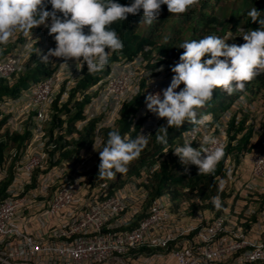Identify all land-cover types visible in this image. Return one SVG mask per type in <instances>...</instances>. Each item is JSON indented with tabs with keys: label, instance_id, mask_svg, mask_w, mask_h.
<instances>
[{
	"label": "built area",
	"instance_id": "built-area-1",
	"mask_svg": "<svg viewBox=\"0 0 264 264\" xmlns=\"http://www.w3.org/2000/svg\"><path fill=\"white\" fill-rule=\"evenodd\" d=\"M28 57L12 56L0 63V79L17 72ZM64 69L60 67L45 81L31 85L22 97L0 103V120H5L0 134L31 135L15 162L12 178L6 180L5 161L0 163V190L4 183L8 184L6 195L0 198V264H264V231L251 220L255 211L242 219L207 213L185 224L181 209L173 211L165 199H157L144 212L147 171L111 194L104 182L96 183L94 188L79 186L75 171L89 172L94 168L95 159L90 155L101 145L99 130L115 124L122 104L138 93V86L131 80L129 70L118 71L107 83H99L103 90L91 99L83 111V120L75 125L77 131H82L90 120L100 118L92 144L82 149L77 158L64 160L62 156L70 150L67 143L72 138L58 128L51 137L45 131V124L51 121L52 105L68 79L63 78ZM72 83V79L65 83L59 105L67 101ZM169 85L156 82L151 94ZM240 108H246L241 101L220 122L225 124ZM139 119L144 121L138 135L147 136L157 129L161 118L148 111L146 105L133 119V125ZM60 135L61 140L57 138ZM204 135L214 136L218 144L203 147L225 148V130L215 133V128L207 125L198 126L186 139L199 148ZM250 172L251 180L245 188L253 189L257 182L264 184V154L251 158ZM47 196V202L41 201ZM257 215L264 220V206ZM135 220L138 222L132 227ZM157 250L166 254L170 262L154 260L153 253L159 255Z\"/></svg>",
	"mask_w": 264,
	"mask_h": 264
},
{
	"label": "clouds",
	"instance_id": "clouds-1",
	"mask_svg": "<svg viewBox=\"0 0 264 264\" xmlns=\"http://www.w3.org/2000/svg\"><path fill=\"white\" fill-rule=\"evenodd\" d=\"M197 2L198 0H131L129 5H122L118 0H0V54L1 50L6 49L8 46H10L8 48L11 50L15 47L12 53L10 52L0 59V63L8 60L12 56H23L25 54L29 56L22 62L17 72L10 75L8 78L0 79V83L7 81L9 86L12 85L11 79L13 76L25 72L29 67L34 68L37 62H43L52 67L53 73L49 77L55 74L60 67H63L65 68L62 73L63 78L67 77L73 80L67 101L59 105L58 102L60 101L61 92L64 91L65 83L68 80L65 79L60 94L57 95L52 105L51 121L45 124V131L47 126H51V136L53 135V130L58 128L64 135L72 138L67 143L70 148L69 151L75 150L70 157L77 158L78 153L81 152L82 149H87L92 144L94 130L100 118L97 117L90 120L82 131H77L75 125L83 120V111L90 103L91 99L98 94L99 90H103V88L98 86L99 83L103 81L107 83L111 77L113 78L116 76L118 71L129 70L131 73V80H134L135 84L138 86V93L134 95L130 101L122 104L119 119L115 124L112 127H104L99 130L98 136L100 139V133L103 129H113L117 127V123L121 119L122 110L126 104L132 102L134 99H140L142 97L146 99L145 104H139L136 112L129 118V122L131 123L129 129L136 132V139L132 140L127 136L122 137L118 130L110 131L108 133L106 145L99 151L100 164L98 161L95 162L94 168L89 172L75 171L79 186L83 184L85 186L90 185L89 187L94 188L96 183H98V180H95L97 177L95 173L97 171H99L101 176L110 178L114 177L117 173L126 174L129 162L139 157L143 148L148 144L149 139H152V136L158 131L161 134L156 136L157 142L167 144L169 128H180L186 121L195 125L184 133L183 146H176L172 153H170L169 146H162L161 154H155L154 156L155 161L148 166L142 167L138 174L132 176L128 182L121 187L123 188L130 184L133 179L138 178L140 174L147 171L149 173L147 174L148 184L145 185V189L148 191V198L143 209L144 212H147L148 208L155 200L165 199L173 211L181 209L184 221L187 220L189 222L201 214L188 216L189 208L184 200L171 201L166 193L156 198L154 201L150 200V190L148 189L150 178L159 169L162 162L176 156L179 158V162L186 166V171L187 166L195 165L198 168V175L214 174L216 166L223 160L225 148H223L222 145L215 147L214 150L203 147V145L218 144V140L212 135H204L202 145L196 148L191 140L186 139L187 135L198 126L204 127L207 125L209 127H214L215 133L220 129H224L227 136V145V126L229 121L234 117L239 118L241 114L248 113L250 110V105L247 104L246 96L239 97L232 103L230 108L219 114L207 113L198 117V110L212 100L216 89H223L229 95L236 91L243 92L246 82L253 81L261 71H264V27L246 33L243 36L245 42L241 45L235 43L229 45L224 38L216 35H207L199 40H185L179 46L180 49L184 50L179 56V62L172 66L170 71L164 68H157L153 72L146 71L143 69L144 64L140 56H137V58L131 61L119 58L110 65L109 63L110 57L114 53L122 51L124 48L122 39L112 27L116 22L126 21L130 14L135 16L140 14L142 10L143 16L141 23L152 25L159 17L162 5L167 6L169 13L179 16L186 13L191 7L197 4ZM48 5H51V10H47ZM248 16L251 18L252 22H258L260 26H264V18H261V12L258 11L256 7H253L248 12ZM86 27L87 32L85 31ZM19 30H22L27 36L29 33L39 30L41 35L45 37V43L32 44L29 40L23 38L22 43L20 41L16 44H10V41L15 39L16 32ZM33 35L35 34L33 33ZM34 45L36 47L35 49ZM40 46H42V49ZM50 58H53V60L50 61ZM30 60H32L33 63L27 66ZM70 61H74V63H70ZM106 66H108V73L100 78L99 81L87 84L90 86L89 89L85 86L83 90H77V92L73 93L76 89V85L84 76L83 70L85 68H87L89 74H95L103 71ZM49 77L39 82H29H31V85H36ZM156 82H159L161 85L170 83V85L166 89H163L162 92L151 94V87ZM95 88H97V91H94ZM27 89H23L16 97L3 96L0 99V103L4 100H15L22 97ZM83 101H85V106L82 108L81 119L72 124V132L66 133L69 128L66 122V115L57 112L56 109H54V104L57 110L62 109L63 105H66L67 109L73 112L75 104ZM240 101L242 104L244 103L246 105V108H240L238 111H235L232 117L227 120L225 124H222L220 121L224 114L229 111L235 103ZM146 105L148 111L161 119L154 132L147 136L143 134L138 135L144 119H139L135 125H133V119L145 109ZM55 115H58V118L61 120V126L58 124L52 125L53 116ZM164 119H166V125L160 127ZM2 120L3 119H1V121ZM90 122H94L92 131L93 136L90 143L79 149H74V146L69 144L79 140V135L84 132ZM64 124L66 128H63ZM24 134L28 135L25 141L26 143L31 135L30 132H25ZM24 134H14L9 137L6 133L3 135L0 134V138L3 143H6L10 140L9 138L23 136ZM59 137L62 136L60 135ZM59 137L57 138L59 139ZM25 143L24 148L19 149L16 153L18 157L21 150L26 149ZM100 146L92 150V153H94L95 150H99ZM160 155L161 157L158 160ZM252 155L254 156L257 154ZM226 160L228 161L227 165H225ZM231 160V158L227 157L223 161V166L226 170V179L221 181L220 189L226 191L225 185L229 184L227 166L232 165L233 168L237 166L233 160V163H231ZM3 161H5L4 151L2 154V162ZM60 163L59 161L57 165ZM154 166H156V168L152 172H149ZM230 169L232 168H229V170ZM231 176H233L232 173ZM107 185L110 188V184ZM148 202L149 205L147 206ZM212 203L216 209L222 207L219 196L213 197ZM225 209L222 214L228 217L230 213H226ZM141 218H143V215L138 216L137 220ZM157 251L158 254H160V250Z\"/></svg>",
	"mask_w": 264,
	"mask_h": 264
},
{
	"label": "trees",
	"instance_id": "trees-1",
	"mask_svg": "<svg viewBox=\"0 0 264 264\" xmlns=\"http://www.w3.org/2000/svg\"><path fill=\"white\" fill-rule=\"evenodd\" d=\"M118 2L122 5H129L131 0H118ZM253 7H256L261 12V18H264V0H198L197 4L179 16L169 13L167 6L162 5L161 13L157 21L152 25L141 23L143 16L142 10L138 15L134 16L130 14L126 21L116 22L112 26L122 39L124 48L122 51L114 53L110 57L109 65L119 58L131 61L137 58V56H140L144 64L143 69L146 71L153 72L157 68H164L170 71L171 67L179 62V56L184 51L179 46L185 40H199L207 35H216L224 38L229 45L233 43H239L241 45L245 42L243 36L246 33L264 27L260 26L258 22H252L248 16V12ZM47 10H51V5H48ZM85 31L87 32V27ZM108 66L103 71L95 74H89L87 68H85L83 70L84 76L76 85L73 93L77 92V90H83L89 83L99 81L100 78L108 73ZM37 71L41 76L35 79L34 74ZM52 73L53 69L51 66L43 62H37L34 68L29 67L25 72L13 76L11 79L12 85L9 86L7 81L1 82L0 99L3 96L16 97L26 88L29 81H42ZM258 94H264V71H261L253 81L246 82L243 92L236 91L229 95L223 89H216L212 100L198 110V117L207 113L219 114L230 108L232 103L239 97L246 96L248 98L249 96ZM84 106L85 101L77 102L72 112L67 109L66 105H63L62 109L57 110L54 104V109L57 112L66 115V122L69 125L66 133L72 132V124L81 119L82 108ZM138 107V99H134L132 102L126 104L122 110L121 119L118 121L117 127L103 129L101 131L100 137L102 141L99 150H102L106 145L108 133L113 130H118L122 137L127 136L129 139H136V132L129 129L131 125L129 118L136 112ZM3 123L4 120H0V130ZM57 124L60 125L61 120L58 118V115H55L53 116L52 125ZM163 125H166V119L161 122L160 127ZM194 126L186 121L180 128H169L167 144L157 142L156 136L161 134L158 131L152 136V139H149L148 144L143 148L139 157L129 162L128 165L132 164V166L126 174L117 173L114 178L109 179H117L118 181L121 180V177L130 179L132 176L138 174L139 170L148 161H151L155 154H161L162 146L164 145L169 146L170 153H172L176 146H183L184 133ZM93 127L94 122H90L84 132L79 135V140L69 145H73L74 149H79L89 144L93 136ZM254 127H249L246 118L242 114L239 118L234 117L229 121L227 126L228 143L224 150L225 154L221 163L216 166L214 174L198 175V168L195 165L187 166L186 171V166L179 162L177 156L172 159H166L150 178L148 186L150 200L154 201L156 198L162 196L165 194V190L171 201H185L189 208L188 216L203 215L206 213L216 216L221 215L231 197L228 195L229 192L220 189L221 181L226 179V170L224 169L223 161L227 157H232L235 164L238 165L246 155L251 154L255 148L252 143V137L256 133ZM48 135L51 136V133ZM27 137L28 135L24 134L23 136L9 138L12 139L11 146L17 145L19 151V147ZM61 138L59 137V139ZM7 147L8 142L3 143L0 138V163L2 162L3 151ZM21 148L23 149L24 146ZM74 151H66L62 157L69 158ZM16 159H18L17 154L15 155ZM98 175H100L99 171L95 173V176ZM101 177L108 179L107 176ZM7 185V183L2 185L0 196L1 194L3 197L6 195L5 189ZM124 185L123 180L117 184H111L109 194ZM216 196H219L221 199L222 207L220 209H216L212 203V198ZM260 199H264V195L260 196ZM233 216L234 214L228 215V217Z\"/></svg>",
	"mask_w": 264,
	"mask_h": 264
},
{
	"label": "rangeland",
	"instance_id": "rangeland-1",
	"mask_svg": "<svg viewBox=\"0 0 264 264\" xmlns=\"http://www.w3.org/2000/svg\"><path fill=\"white\" fill-rule=\"evenodd\" d=\"M33 33L35 35H33ZM23 38H26V40H29L32 44H44L45 43V37H43V35H41L39 30L34 31L32 33H29L28 36L25 35L22 30H19V31L16 32L15 39L13 41H10L11 42L10 44H12V43L16 44V43H18L20 41L22 43ZM235 44L240 45L239 43H235ZM8 47H10V46H8ZM8 47H6V49H4V50H1L0 59L3 58L5 55L9 54L10 52L12 53V50H14V48H15L14 47L11 50ZM35 48L36 47L34 45V49ZM32 63H33L32 60L28 61L27 66H30ZM34 75H35V79H38L41 76V74H39L38 71ZM31 82H32V80H31ZM31 82L27 83L26 89L30 87V85H31L30 83ZM86 88L89 89L90 86L86 85ZM58 99H59V96H58ZM246 99H247V104L250 105V110L248 111V113H245V114H242V115H244V118H246L249 127L250 126H255L254 129L256 130V133L253 135L252 141L255 142V139H258L257 140V144L260 147H264V141H263V138H264V94H258V95H254V96H249ZM145 102H146V99H144L143 97L138 99V103L139 104H145ZM28 123L31 124V122L28 121L27 122V126H29ZM46 131H47L48 134L51 133V126H47L46 127ZM25 141L26 140H24L23 144L19 147L20 149H21L22 146H24ZM11 145H12V139L8 140V147L4 151L5 169H6V173H7L6 180L12 178V176H13V167L15 165L14 163L17 161V159L15 160V157H14V154L16 155V153L18 152L17 145H14L15 147L11 146ZM99 151H101V150H95V153L92 156H93V158H95L94 162L98 161V163L100 164ZM160 157H161V155L158 157V160L160 159ZM231 159H232V157H231ZM232 160H231V163H233ZM154 161H155V158L153 157V159L151 161H148L147 163L145 161L146 164L144 166H148L149 164H151ZM75 163L79 164V161L76 160ZM131 166H132V164L127 166L128 170L131 168ZM250 171H251V167L248 170V174H250V178L245 183H248L251 180V172ZM73 172L74 171H69L70 174H72ZM37 175L38 174H35V177ZM107 178L108 179H105V178H102L101 175H98L95 178V180H98V183L105 182L107 184H110V186L113 183L117 184L119 182H122V180H123L124 183H127L128 180H129V179L125 178V177H121V180H119V181L117 179H114V180L109 179L110 177H107ZM111 178H114V177H111ZM33 183H35V179H34ZM233 189L231 190L230 193H228V195L231 194L232 196L235 193L237 194V195L234 196V199H232L233 203L242 201L243 199L239 195V190H241V189H236V188H233ZM164 192L166 193L165 190H164ZM2 197H3V195L1 194L0 198H2ZM249 201L250 200H248L247 202H249ZM148 205H149V202L147 203V206ZM230 206H233V204H230ZM226 213H228V212H226ZM136 222H138V221L135 220V222L133 224H131V226L134 227L136 225ZM152 257H153L154 260H157V261H160V262H166V263L170 262V259L168 258V256L166 254H159L158 256H156V254H153ZM160 257H162V259H160Z\"/></svg>",
	"mask_w": 264,
	"mask_h": 264
},
{
	"label": "crops",
	"instance_id": "crops-1",
	"mask_svg": "<svg viewBox=\"0 0 264 264\" xmlns=\"http://www.w3.org/2000/svg\"><path fill=\"white\" fill-rule=\"evenodd\" d=\"M42 49V46H40ZM257 140L255 139V142L252 141L255 148L252 150V154H264V147H260L257 144ZM95 153V152H94ZM92 153L90 156L94 154ZM247 155L237 166H227L228 174L231 178L229 181V184H224L225 188L227 189V192H231L233 188L241 189L239 190V195L243 199L240 202H234V196L237 195L236 193L232 196L230 194V199L228 200L226 204L225 212H228L230 214H234L232 218L242 219L246 216V214L250 211H255V215L251 218L252 222L257 223V228L260 227L261 230L264 231V220H261L259 217L258 212L263 208L264 206V199H260V196L264 195V184L261 182H257V186L253 189H247L244 187L246 184L245 182L250 178V174H248V170L251 167V158L253 155ZM80 155V152L78 153V156ZM229 168H232L229 170ZM231 173L233 176H231ZM234 190V189H233ZM238 191V190H237ZM50 194V192H49ZM48 194V195H49ZM52 194V192H51ZM50 196H47L44 200H41L43 202H47L50 198ZM250 200L249 202H247ZM230 204H233V206H230ZM185 224L189 223V221L185 220ZM262 239L264 240V233L262 234Z\"/></svg>",
	"mask_w": 264,
	"mask_h": 264
}]
</instances>
